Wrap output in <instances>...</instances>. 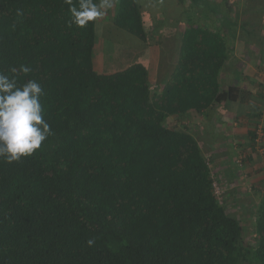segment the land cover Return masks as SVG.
I'll return each mask as SVG.
<instances>
[{"label": "trees", "instance_id": "1", "mask_svg": "<svg viewBox=\"0 0 264 264\" xmlns=\"http://www.w3.org/2000/svg\"><path fill=\"white\" fill-rule=\"evenodd\" d=\"M163 1L182 11L173 68L153 81L121 43L103 54L132 59L95 68L98 17L74 22L87 0H0V72L41 84L54 133L32 156L0 161V264H264V197L248 206L249 222L224 181L220 202L210 161L181 122L243 99L221 74L239 38L264 36L250 41L248 23L210 0ZM113 4L112 26L146 43L139 0Z\"/></svg>", "mask_w": 264, "mask_h": 264}, {"label": "crops", "instance_id": "2", "mask_svg": "<svg viewBox=\"0 0 264 264\" xmlns=\"http://www.w3.org/2000/svg\"><path fill=\"white\" fill-rule=\"evenodd\" d=\"M210 3L222 12L226 8L230 17L238 18L239 24L248 23L245 29L250 30V33L264 30V16L260 22L258 15L264 13V8L261 7L263 10L260 11L262 4L255 5L249 0H210ZM246 11H251V14L241 21L240 15ZM247 32H239L240 37L245 38L250 34ZM263 36L264 32H261L260 37ZM240 39L235 42L232 59L226 63L221 77L223 88L236 85L243 90V99L232 103L220 102L201 112L191 111L186 114V118L193 122V127L190 125L192 133L197 130L196 123L202 129V142L199 144L212 164V172L229 186L228 194L234 192L239 206L244 198L245 205L256 206L264 197V43L249 42L247 45ZM251 39L256 40L252 36ZM252 53L253 61L248 58ZM157 72V69L153 75L149 72L153 81ZM254 133L255 139L252 137ZM234 159L238 161V169Z\"/></svg>", "mask_w": 264, "mask_h": 264}, {"label": "rangeland", "instance_id": "3", "mask_svg": "<svg viewBox=\"0 0 264 264\" xmlns=\"http://www.w3.org/2000/svg\"><path fill=\"white\" fill-rule=\"evenodd\" d=\"M113 1L114 0H110V3H111L110 7H105V8L100 9V11L103 14L97 18L100 25L98 24L96 27L97 40H96L95 68L98 71H102V69H103V67H105V65H107L108 67L116 66L119 61L123 64H126L127 60L132 59V55L129 58H127L124 55L125 53H123V52H121V54L119 52H117L116 55L112 54V57H109V58H107V56L103 54L104 51H109V52L113 53L110 50L112 48H115V45L117 43H121L123 45H127L129 47L134 48L136 50L135 53L140 54L139 57L137 58V61H141L147 67V69L151 75H153L155 73L156 69L158 70L157 77L155 79V81H157V79L161 78V76L166 71H170L173 68L174 62H172L173 52H172L171 45L173 44L174 37H175V34L177 32V26H178L177 25L176 27H173V24H175L176 22L178 23L177 14L180 15V12L182 11V9L180 8V6H177L175 4L176 2L169 5V4L165 3L163 0H160V1H157V0H139L141 11L143 12V19H144L146 25H148V27H149L148 28V32H149L148 40L146 43H143L141 41L138 42L139 41L138 39L132 38V37H131L132 40H130L129 38L131 35H129L127 32H124V31L120 32L119 30L114 28V26H112L111 17H112L113 12H114ZM152 1H154V2H152ZM170 1H173V0H170ZM240 1H242V0H240ZM243 1L247 2V0H243ZM249 1H251V3L255 2L254 3L255 5H261L262 4L260 7L264 8V4H263L264 0H249ZM236 3L240 4V2H237V1H236ZM239 6H241V5H239ZM244 6H246V4ZM178 7L180 8L179 10H178ZM242 7H243V5H242ZM241 9H243V8H240V10ZM168 11H169L170 17L166 16ZM172 14H176V15L173 16ZM250 14H251V11H248V12L246 11L245 14L240 15L239 19L242 21L245 18H247L245 16L250 15ZM255 15H257V12ZM258 15L260 16L259 20L261 22L262 17L264 16V13H261V14L259 13ZM255 17H257V16H255ZM253 20H255V18H253ZM161 21H163V22L161 23ZM97 29H98V32H97ZM261 32L263 33L264 30H259L257 33H254L251 36L255 37V38H258V37L260 38ZM112 43H114L115 45L113 44V46H112ZM248 58H249V60H252V61L255 60L253 57V53L251 54V57H248ZM153 79H154V76H153ZM174 121L175 120L171 119L169 122L173 126H177V125H175L176 123H174ZM181 122L182 123H188L193 127V122L190 121L189 118H183L181 120ZM195 128L197 130L195 129L196 131L194 133L197 136V138L199 139V142L201 144V142H202V138H201L202 137L201 136L202 135L201 134L202 129L199 127L198 123L195 124ZM234 162H235L236 167L238 169V164L236 163L238 161L237 160L235 161V159H234ZM211 166H212V164L210 165V167ZM211 169L213 170V167H211ZM213 173L215 174L214 171H213ZM216 176H217V178L216 177L215 178L218 181V183H220V182L222 183L219 176L218 175H216ZM220 185H223V183ZM243 197H245V196H243ZM244 202H245V198L243 199V201H241V205H243V206H241V205L239 206V208H240L239 211L240 212H246L245 216L248 217L247 215L250 213V210L248 208L249 205H245ZM249 218L251 219V217L246 218V220L248 219L247 220L248 222L250 220Z\"/></svg>", "mask_w": 264, "mask_h": 264}, {"label": "clouds", "instance_id": "4", "mask_svg": "<svg viewBox=\"0 0 264 264\" xmlns=\"http://www.w3.org/2000/svg\"><path fill=\"white\" fill-rule=\"evenodd\" d=\"M110 6V0H100L99 5L87 0L81 5V11L74 10V22L84 27L103 14L101 8ZM17 71L14 67L11 69L13 74ZM19 72L27 74L31 69L21 65ZM43 94L36 80L18 84L15 75L9 77L0 72V161L20 162L41 149L43 142L54 135L44 116ZM88 243L91 245L93 241Z\"/></svg>", "mask_w": 264, "mask_h": 264}, {"label": "built area", "instance_id": "5", "mask_svg": "<svg viewBox=\"0 0 264 264\" xmlns=\"http://www.w3.org/2000/svg\"><path fill=\"white\" fill-rule=\"evenodd\" d=\"M216 179H213L212 186L216 198L221 202L223 197V185H220Z\"/></svg>", "mask_w": 264, "mask_h": 264}]
</instances>
